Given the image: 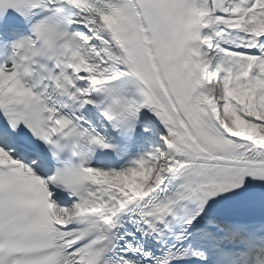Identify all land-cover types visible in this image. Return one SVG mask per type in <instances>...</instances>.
<instances>
[{
    "label": "bare ground",
    "instance_id": "1",
    "mask_svg": "<svg viewBox=\"0 0 264 264\" xmlns=\"http://www.w3.org/2000/svg\"><path fill=\"white\" fill-rule=\"evenodd\" d=\"M204 6H209L210 10H203V27L205 34H203L202 42L205 44L211 40H224L225 34L223 30L231 32L235 30V36L231 41L237 40V36L240 35L242 40L248 39L252 34L264 31V19L261 17L264 13L258 14L252 17L253 9L261 7L264 4L259 3L257 0H245V7L241 13L234 14L227 7L218 6L221 2L219 0H203ZM253 4V5H252ZM214 11V12H213ZM214 13H218V16ZM81 21L87 28L90 29L91 33L87 36L89 43L90 59L92 61L91 68L93 76L85 79L86 84L99 83L112 76L116 69H118V63L115 60V55L110 42L107 38V34L103 31L95 18H82ZM215 24V25H212ZM212 31L214 34H209ZM100 37L97 39L96 37ZM229 42L227 39L225 40ZM218 48L217 43L214 42V46ZM209 50L203 49L202 60L205 61L204 72L206 74L207 83L209 85V95L207 98V104L210 107V111L215 117L219 127L224 130V134L232 140H238L244 143L250 142V144L264 150V124L249 123L244 117H232L228 114L227 108L222 99H217L214 94V86H218L217 78L213 75L212 71H208L211 65ZM211 63H210V62ZM209 62V63H208ZM233 65H235L233 61ZM241 113L243 109H238ZM148 120L158 122L157 115H146ZM244 118V119H243ZM261 122V121H260ZM171 149V147H170ZM4 147L0 144V155L3 154ZM168 152H172L169 150ZM167 158H163L164 167L169 170L173 163L169 166L166 164ZM178 162V160H177ZM161 179L159 171H154L151 176H143L142 174L132 175L130 177H110L102 181L104 186V193L106 194L105 200H113L117 197L124 199L126 196L133 198L141 193L146 194L154 182H158ZM127 202V201H125ZM106 202L102 204L101 209L107 211L110 209ZM260 232H264V227L260 229Z\"/></svg>",
    "mask_w": 264,
    "mask_h": 264
},
{
    "label": "rangeland",
    "instance_id": "2",
    "mask_svg": "<svg viewBox=\"0 0 264 264\" xmlns=\"http://www.w3.org/2000/svg\"><path fill=\"white\" fill-rule=\"evenodd\" d=\"M239 8L240 6L237 4L234 6L233 11L237 12ZM219 71L223 72L224 70L219 68ZM217 77L219 78L217 84L219 83L218 85L221 88V93L225 96L222 100L224 101L225 99L228 114L232 117L238 118H245V116L251 115L250 118L247 119L248 121L253 122L260 120L261 123L264 124V91L261 92L262 88L259 87L254 93H251L250 91H246L241 84L233 86L232 83L231 86V77L229 75L226 76L224 74H217ZM229 86L232 87L230 90H228V88H230ZM226 91L228 94H226ZM244 107L246 108L245 114L242 113L244 112ZM238 109H243V111L240 113Z\"/></svg>",
    "mask_w": 264,
    "mask_h": 264
}]
</instances>
